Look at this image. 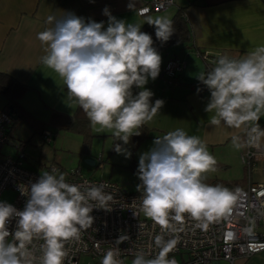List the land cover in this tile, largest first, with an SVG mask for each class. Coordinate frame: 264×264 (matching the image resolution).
<instances>
[{
	"label": "clouds",
	"instance_id": "clouds-1",
	"mask_svg": "<svg viewBox=\"0 0 264 264\" xmlns=\"http://www.w3.org/2000/svg\"><path fill=\"white\" fill-rule=\"evenodd\" d=\"M103 12L109 17L106 28L103 22H85L72 13L49 16L46 23L51 27L37 33L44 51L41 63L62 79L68 100L83 110L94 129L111 130L117 140L127 144L164 104L161 99L152 103L153 93L145 87L149 79L158 77L162 57L153 47L152 37L141 31V24L118 20L107 8ZM147 23L155 26L156 38L162 43L174 32L168 17L149 18ZM197 79L210 92L205 111L214 112L211 125L223 122L239 129L254 121L249 142L264 137L258 123L264 114V45L240 59L218 57L215 66L200 72ZM134 88L140 89L138 93L134 94ZM232 143L237 149L242 147L237 136ZM114 150L123 151L120 144ZM216 165L206 141L198 136L179 128L156 136L153 147L140 155L136 173L144 215L160 225L187 215L205 228L225 216L237 197L223 185L205 182L208 173L217 171ZM21 194L27 197L23 210L0 201V264H33L28 245L34 238L43 240L39 264H64L66 242L78 240L81 230L92 226L94 208L108 209L113 200L102 185L82 190L80 185L66 182L63 173L50 172L41 174ZM12 218H18L14 233L7 228ZM116 256V250H109L101 264H120ZM131 264L176 261L162 252L154 258L138 254Z\"/></svg>",
	"mask_w": 264,
	"mask_h": 264
},
{
	"label": "crops",
	"instance_id": "crops-1",
	"mask_svg": "<svg viewBox=\"0 0 264 264\" xmlns=\"http://www.w3.org/2000/svg\"><path fill=\"white\" fill-rule=\"evenodd\" d=\"M141 1L0 0V72L25 86V91L19 98L20 105L41 122H47L53 112L71 115L76 109L67 98L62 79L41 63L44 51L37 33L51 27L46 23L49 16L60 18L72 13L84 18L85 22L88 19L103 22L106 28L109 17L103 10L107 8L111 16L118 20L142 24L145 16L136 12ZM173 5V14L178 7L186 6L185 13L192 31V40L188 44L191 45L172 44L159 52L162 57L159 75L155 80L149 79L145 87L153 93L152 103L161 99L164 104L153 120L143 126L146 130L143 139L150 138L154 141L156 136L163 137L170 131L183 129L189 135L206 141L208 151L215 157L217 166L231 158L240 159L244 173L233 180H237L239 186H244L247 183V170L240 155L249 136L247 129L257 122H249L239 129L228 127L223 122L218 126L210 124L214 112L205 111L210 92L206 86L196 85L197 75L205 68L204 59L196 49L218 57L227 55L240 59L244 54L264 45V0H181L179 4L174 0ZM172 58L185 64L177 74L176 82H170L163 74L167 61ZM139 90L134 88V94ZM0 96L2 111L6 99ZM258 123L264 129V114ZM90 130L98 134L101 132L94 129L89 121L88 131ZM105 132L109 133L111 130ZM234 136L240 138L242 147L239 149L233 146ZM55 138L57 139L56 135L51 142L53 145ZM260 141L264 143V137ZM99 162H102L101 158L97 161ZM103 168L102 162L100 170ZM77 169L81 171L80 166ZM251 178L257 180L259 175L252 173Z\"/></svg>",
	"mask_w": 264,
	"mask_h": 264
},
{
	"label": "built area",
	"instance_id": "built-area-1",
	"mask_svg": "<svg viewBox=\"0 0 264 264\" xmlns=\"http://www.w3.org/2000/svg\"><path fill=\"white\" fill-rule=\"evenodd\" d=\"M173 4L174 0H142L136 12L145 16ZM89 20L93 19L87 22ZM207 55L204 52L202 57ZM184 65L183 61L172 58L167 61L163 74L170 82H176L174 79ZM10 122L8 113L0 111V150L8 139ZM250 129H247L248 134ZM42 140L50 143L52 133L44 130ZM16 151L15 159L0 152V195L7 188L13 189L15 197L10 204L23 210L27 197L21 194V190L27 192L28 187L44 172L27 169L23 164L26 158L23 148L17 145ZM240 158L247 170V183L230 188L237 197L231 210L206 228L187 215L180 221L170 219L167 224L160 225L142 215V194L128 192L112 180L86 177L80 169L68 171L63 170L60 164H49L45 172L63 173L66 182L80 185L82 190L102 185L104 192L113 197L108 209H93L90 213L94 217L93 224L81 230L78 240L66 242L64 264H78L81 256L90 257L93 264H101L109 250H116V259L120 264H131L138 254L154 258L162 252L168 259H175L176 264H218L221 260L232 264L238 257L264 251V143L260 140L249 142L248 136ZM98 166L101 167L102 162ZM252 173H257L259 178L252 180ZM92 203L95 205V202ZM17 219L12 218L8 222L10 233L15 232ZM120 237L127 239L116 242ZM7 239L9 242L13 240L11 236ZM42 244V239L34 238L28 245L33 264H39Z\"/></svg>",
	"mask_w": 264,
	"mask_h": 264
},
{
	"label": "rangeland",
	"instance_id": "rangeland-1",
	"mask_svg": "<svg viewBox=\"0 0 264 264\" xmlns=\"http://www.w3.org/2000/svg\"><path fill=\"white\" fill-rule=\"evenodd\" d=\"M181 0H176L179 4ZM175 10V5L157 12H151L143 20L165 16L170 18ZM171 12V13H170ZM2 97L0 96V99ZM1 104V100H0ZM50 132L57 136L56 142H42L38 134H34L32 127L24 120H19L11 130L7 141L1 147V154L15 159L17 156L16 146L21 144L26 155L23 160L24 166L36 172H45V167L51 163H59L64 169L73 170L81 167L84 176L96 179H109L117 182L120 187L128 192L139 193L137 185L141 183L137 176L139 157L142 153L149 151L153 147V140L143 139L134 149L127 145H122L123 151L117 153L112 145V132L105 130L98 133L89 131L91 138L89 153L81 152L82 136L70 131L57 130L49 127ZM127 153H131L130 157ZM91 158L94 165H89L85 159ZM101 158L104 168L100 170L97 161ZM57 163V164H58ZM222 163V162H220ZM240 159H228L223 161L221 166H217V171L207 174V178H217L223 181H231L243 175V168ZM15 197V192L11 188L2 191L0 201L11 203ZM145 216L144 214H142ZM78 264H93L88 256H81ZM219 264H230L227 261H219ZM232 264H264V251L257 252L248 257H238Z\"/></svg>",
	"mask_w": 264,
	"mask_h": 264
},
{
	"label": "trees",
	"instance_id": "trees-1",
	"mask_svg": "<svg viewBox=\"0 0 264 264\" xmlns=\"http://www.w3.org/2000/svg\"><path fill=\"white\" fill-rule=\"evenodd\" d=\"M186 6H180L176 9L173 16L169 19L173 21L174 32L170 39L167 42H161L156 38L155 35V26L149 25L147 23L148 20H144L142 22L141 31L148 33L153 39V47L156 48L158 52L164 50L168 46L172 44H186L191 42L192 40V31L188 24V19L185 13ZM146 16V15H145ZM191 45V44H190ZM189 45V46H190ZM196 49V48H195ZM198 54L202 57L204 51H200L196 49ZM204 59V71H210L214 65V62L217 61L218 56L208 54L207 57H202ZM177 77L174 79L176 81ZM196 85L204 86L205 85L200 82L198 79L196 81ZM25 91V86L21 83L17 82L11 76L0 72V95L4 96L6 99V103L2 107V111L7 112L11 118V122L8 126L7 136L9 137L11 134L12 127L19 121L24 120L25 122L29 123L32 127L34 134H38L40 140H42V132L44 130H49L48 126L54 127L57 130L62 131H70L76 132L82 136V145H81V152L89 153L90 142L91 138L93 137L90 135L88 131L89 119L87 118L86 114L83 112L82 109L76 106V109L73 114L65 115L58 112H53L47 122H41L36 120L29 112H27L19 103V98L23 95ZM9 110H11V114H9ZM140 135H133L130 137V140L127 144H124L123 141L117 140L116 137L113 136V147L116 144L127 145L131 149H134L145 137V128H141ZM52 133V132H51ZM54 133H52V139L54 137ZM52 142V141H51ZM50 142V143H51ZM21 146V144H18ZM206 183L209 184H220L227 188L239 186V182L237 180L231 181H223L217 178H206Z\"/></svg>",
	"mask_w": 264,
	"mask_h": 264
},
{
	"label": "water",
	"instance_id": "water-1",
	"mask_svg": "<svg viewBox=\"0 0 264 264\" xmlns=\"http://www.w3.org/2000/svg\"><path fill=\"white\" fill-rule=\"evenodd\" d=\"M9 114H11V110H9ZM85 162H87L89 165L94 164V161L92 159H85Z\"/></svg>",
	"mask_w": 264,
	"mask_h": 264
}]
</instances>
